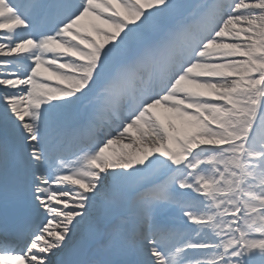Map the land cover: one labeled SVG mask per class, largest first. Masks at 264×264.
Segmentation results:
<instances>
[{
    "label": "snow or ice",
    "instance_id": "snow-or-ice-1",
    "mask_svg": "<svg viewBox=\"0 0 264 264\" xmlns=\"http://www.w3.org/2000/svg\"><path fill=\"white\" fill-rule=\"evenodd\" d=\"M0 264H264V0H0Z\"/></svg>",
    "mask_w": 264,
    "mask_h": 264
},
{
    "label": "rangeland",
    "instance_id": "rangeland-1",
    "mask_svg": "<svg viewBox=\"0 0 264 264\" xmlns=\"http://www.w3.org/2000/svg\"><path fill=\"white\" fill-rule=\"evenodd\" d=\"M192 2H197V0H192ZM177 213H175V212H172V213H169L168 215H167V219H169V220H173V219H176L177 218Z\"/></svg>",
    "mask_w": 264,
    "mask_h": 264
}]
</instances>
